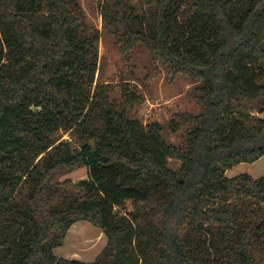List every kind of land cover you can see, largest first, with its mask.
I'll return each instance as SVG.
<instances>
[{"label":"trees","instance_id":"obj_1","mask_svg":"<svg viewBox=\"0 0 264 264\" xmlns=\"http://www.w3.org/2000/svg\"><path fill=\"white\" fill-rule=\"evenodd\" d=\"M142 1L147 20L104 0V29L123 55L143 47L171 81L201 82V113L171 121L191 127L185 150L130 116L129 88L118 105L96 85L101 34L77 0H0V264H85L54 255L81 221L108 238L95 264H122L137 237L156 264H264V176H226L264 157V0ZM71 131L93 144L56 138ZM75 167L87 180L52 183Z\"/></svg>","mask_w":264,"mask_h":264},{"label":"rangeland","instance_id":"obj_2","mask_svg":"<svg viewBox=\"0 0 264 264\" xmlns=\"http://www.w3.org/2000/svg\"><path fill=\"white\" fill-rule=\"evenodd\" d=\"M77 1L82 6L87 20L97 27L101 34L96 85H110L111 99L118 105L122 103L124 88H129L138 97V103L130 108V116L144 125L154 122L161 124L165 140L176 148L185 150L187 134L191 127L185 125L179 130H173L171 121L179 113H201V107L196 104V98L199 95L197 89L201 86V82L181 75L171 81L167 70L155 63L150 53L143 47H137L134 51L123 55L114 37L104 29L101 17L104 0ZM126 1L135 8L139 15H145V20L148 19L149 9L144 6L142 0ZM256 115L264 119V113ZM87 136V131L83 133L71 131L60 132L56 138L69 141L71 148L76 151L84 143L93 144V140ZM169 166L177 171L181 163L170 160ZM243 175H248L253 179L263 177L264 157L253 164L241 163L226 172L228 178ZM87 178L85 167H75L73 170H63L57 174L52 183L56 184L65 180L78 183ZM26 195L27 187L23 185L16 194L14 203H23ZM115 211L119 217H127L133 212V207L128 202L124 207L117 208ZM144 242L140 237L135 238L133 240L134 255L133 252L128 253L123 258L122 264H127L129 258L133 260L132 264H156L155 257ZM107 246L108 238L100 228L88 221H81L71 227L64 244L54 250V255L67 261L78 260L85 264L102 263L106 259ZM4 254L2 253L3 256Z\"/></svg>","mask_w":264,"mask_h":264}]
</instances>
